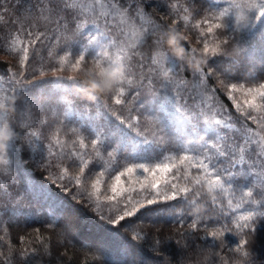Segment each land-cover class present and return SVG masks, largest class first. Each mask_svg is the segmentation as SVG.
Listing matches in <instances>:
<instances>
[{
    "label": "trees",
    "instance_id": "16d2710c",
    "mask_svg": "<svg viewBox=\"0 0 264 264\" xmlns=\"http://www.w3.org/2000/svg\"><path fill=\"white\" fill-rule=\"evenodd\" d=\"M230 2L144 0L145 9L141 0H95L87 9L86 0H0V100L9 101V123L16 125L17 137L15 157L0 154L10 161L0 160V264H264V216L247 221L248 228L237 227L245 223L240 215L264 213V107L256 115L253 108L246 112L226 91L232 84H264V18L253 20L250 30L232 32L223 26L226 21L235 26L243 14L247 23L251 14L229 8ZM225 8L230 15L214 19ZM81 23L84 28L77 27ZM217 24L201 36V29ZM145 29L147 40L139 35ZM173 35L179 46L187 45L179 56L169 44ZM207 41L217 43L216 53H204ZM105 50L109 57L101 58ZM81 56L85 65L99 62L105 68L115 61L124 75L110 90L93 93V100L82 90L92 78L99 79L95 74L52 73L64 60ZM164 56L180 62L178 76L163 77ZM167 79L173 83L165 89L161 85ZM180 80L185 84L177 87ZM121 88L120 98L127 102L117 105L113 97ZM161 97L176 99L169 116L157 119L149 109ZM190 97L197 110L232 126L213 125L225 137L222 148L250 141L243 145L247 164L226 192L208 193L206 183L202 189L195 185L198 170L180 161L192 155L193 146L184 138L187 125L172 109L185 101L192 105ZM21 100L27 102L14 108ZM249 112L254 119L247 118ZM96 136L100 141L93 148ZM201 136L215 140L212 133ZM138 163L171 167L160 174L159 196L147 197L158 202L147 207H141L147 201L140 202L138 192L119 195L105 185ZM218 167L231 165L221 158ZM173 183L192 189L187 200H164ZM249 189L253 195L243 196ZM212 196L219 203L213 204ZM237 204L241 208L233 212ZM126 211L133 215L120 220ZM193 220L196 230L190 229ZM217 229L224 234L209 235ZM241 239L247 256L234 251Z\"/></svg>",
    "mask_w": 264,
    "mask_h": 264
},
{
    "label": "snow or ice",
    "instance_id": "6c2138e0",
    "mask_svg": "<svg viewBox=\"0 0 264 264\" xmlns=\"http://www.w3.org/2000/svg\"><path fill=\"white\" fill-rule=\"evenodd\" d=\"M118 3V0H116ZM141 4L144 6L146 9L149 7V5L144 4V0H141ZM65 7H71L66 5ZM229 8L235 9L239 8L241 9L242 13H248L251 15L247 16V23H244L243 21L245 20V15H240L235 18V26H233L232 21L228 20L224 23V27L227 29H230L232 32H236L239 29H251L254 27L252 24L253 20H260L264 18V0H244V3H237L236 0H231L229 4ZM229 8H225L223 11H220L218 16L214 17V19H222L224 17H227L230 15L229 13ZM123 11V9H122ZM259 12V15H256V12ZM74 18H77L74 13ZM204 23H208L207 19H205ZM79 28H84L85 25L83 23L77 25ZM219 28L220 25H213L210 27H207L206 30L201 31V36L204 35V32L206 31L207 33H212L213 28ZM141 37H143L145 40L150 38V35L148 34V30L145 29L142 32L139 33ZM91 39H95L93 36ZM157 43H160V40L157 39ZM224 43H227V41H224ZM172 46H176V51L177 56H179L181 53H184L185 51V46H179L178 39H173L171 43H169ZM132 47H135V45H132ZM204 53L207 54L209 51L212 53H216L218 51V48L213 47L209 49L208 45L205 43L204 44ZM24 59L27 60L28 57V50L27 48L24 49ZM135 55V53H133ZM101 58H107L109 57V53L107 50L103 51L100 54ZM85 57L81 56L79 60H77L76 64L79 65L81 60H84ZM164 59L168 63L167 68H162L161 71L163 73V77L167 78L169 76V73L172 72L175 75H179V69L181 67L180 62L177 61L176 57H171V56H164ZM112 67H118L120 65L116 64L115 61L111 62ZM100 67L99 65H97ZM143 66V65H141ZM205 69H200L197 68L198 73L205 72ZM124 75V72H123ZM122 75V76H123ZM131 83V82H130ZM142 83V81H141ZM149 83H151V80H149ZM173 81L171 79H167L162 83V87L165 89H168L172 85ZM185 84V81L180 80L177 83V87H180ZM233 88H236V85H232ZM183 91H187L186 88L182 89ZM26 91V90H25ZM247 92L252 94V100L251 101H246L248 104L249 108H255L256 110H260V107H264V105L257 106L255 101L257 97L260 99V101H264V84H260L257 88H248ZM124 90L121 88L119 90L118 96L113 97L114 103L117 105H122L126 103L127 101L120 98L123 96ZM138 94V93H137ZM21 93H17V97H19ZM96 99V97H95ZM93 99V100H95ZM175 97H172L171 99H168L166 97H161L156 99L150 109H149V115L151 117H155L157 119L167 117L169 116V105L175 103ZM192 99L193 104L188 105L187 101H185V104L181 107H174L172 110L175 111V113L178 115L180 120L187 125L185 131L187 133L185 139L189 141V144H191L192 147V155H183L180 156V161L183 163L185 160L189 161L190 165L192 168L197 169L198 171L195 173V176L198 178L194 179V184L198 185L201 187V189L204 187L205 183L207 185V191L208 193H212L214 190H219L220 192H226L229 188L233 187L234 180L239 176V171L242 166H245L247 164V161L245 159V148L244 144L250 143L248 140H243L242 143L237 144L235 141H233L231 144L227 145V148L224 149L220 146V142L225 139V137L220 136L219 132L216 128L213 127V125H221L225 128H231L232 126L230 124H224L222 120L219 119H212L205 115L203 113L202 108L200 110H197L195 106V97H190ZM161 100H163V103H161ZM8 99L5 98L4 100H0V105L4 106V110L0 111V125L3 126V131L10 133L11 138L6 142L7 146V151L5 152V156H11L15 157V151H16V142H17V137L15 135V129L16 125L9 123V118H10V113L7 111L8 107ZM27 101L21 100L19 103L13 104L14 108H20L23 103ZM247 118H253L251 117V113L249 112ZM133 120H138L139 118L136 116L131 117ZM254 119V118H253ZM6 122V123H5ZM163 123H166V120L162 121ZM202 125L204 127H202ZM207 136L210 133L215 135V140H213L211 143H209L208 140H202L201 134ZM31 135L35 136L36 133H31ZM107 139V137H105ZM100 141V137L96 136L91 140V145L93 148H96L97 143ZM197 141H201L197 145ZM84 141H81V146H83ZM144 143H147V141H144ZM264 151V149H262ZM237 152L239 155L237 156ZM97 154L99 155V150H97ZM259 154V153H258ZM108 155H112L111 152L108 153ZM221 158H226L231 165L229 168L225 167H218V165L221 163ZM10 163L9 159H5L3 164L8 165ZM84 164L87 165V161H84ZM140 169L143 172H149L150 169L143 163H138L134 164L131 167H128L125 171L127 173H132L135 170ZM232 169H237V171H232ZM84 167H81L80 171L84 172ZM157 170H159L162 173H168L171 171V167L169 164H162V165H156L155 168L151 169L153 173H155ZM124 173H121L123 175ZM178 174V173H177ZM101 175H103L101 173ZM185 179L188 178L190 173L187 171L185 172ZM116 180L120 181V175L116 176ZM227 186V187H226ZM150 187L152 189L156 190V196H159V190L157 187V184L153 182ZM171 188L173 189L172 193L170 196L165 195L164 200H178L183 198L184 200L188 199L189 193L192 192V189L189 187H183V188H177L176 184H171ZM113 191H115V188H113ZM195 195H200V192H196ZM253 195L252 190L249 189L246 191L243 196L251 197ZM213 204L219 203L217 200L216 196L211 197ZM241 200L243 201V197H241ZM156 198H150L147 199V205H141V207H147L150 205H153L157 203ZM253 203H256V201H253ZM228 206H232V201H228ZM241 208V204H237L235 208H233V212H236L237 209ZM133 215V212L126 211L124 215L120 216V220H124L126 216H131ZM257 215L264 216V213H257L255 211H249L245 215H240L239 220L240 221H245V223L237 224V227L240 228L241 230L243 228H248L249 224L246 223L247 221L253 220V218ZM115 223V221H113ZM198 228V224L195 220L192 221L190 224V229L196 230ZM225 230L230 231V229L225 228ZM224 233L220 231L219 229L215 231H211L209 233L210 236L213 238H218V236L223 235ZM238 235V233H237ZM156 243L159 244L161 241L159 239L156 240ZM246 241L241 239L239 243L236 244L234 251L237 253L243 252L244 256H247L248 253L243 251L245 247Z\"/></svg>",
    "mask_w": 264,
    "mask_h": 264
},
{
    "label": "rangeland",
    "instance_id": "374dc122",
    "mask_svg": "<svg viewBox=\"0 0 264 264\" xmlns=\"http://www.w3.org/2000/svg\"><path fill=\"white\" fill-rule=\"evenodd\" d=\"M86 1L88 2L87 9H89V6L93 7L91 4L95 0H86ZM102 7H103V5L101 6V8ZM258 15H259V12H258ZM131 28H133V27H131ZM205 29L206 28L201 29V30H205ZM135 35H136L135 33L131 32L130 40H132V38ZM208 39L212 40V35L209 36ZM196 40H197V43H199L200 39H196ZM205 43L207 44L208 41L205 42ZM207 45H208V47L211 48V47L217 46V43L213 42V41H210V43H208ZM77 60H79V59H75L73 61L64 60V63L61 66V69L60 70H55L52 73L55 76L61 75V74H67V75H70V76H74V75H82L83 76V75H86V74L93 73L97 77H99L100 69L97 67V64L90 63L88 65H85L83 63V61H80L79 65H77L76 64ZM24 63H25V61H23V64ZM100 67L101 68H105L101 64H100ZM27 68H28V65H27ZM232 85H229L226 88V91H227L228 95L233 99L234 103L236 105H238L239 107H241L246 112L252 110V109L249 108L248 104L246 103V101H251L252 100V94L247 92V89L251 88V87H247V86H243V85H236V88H233ZM255 103H256V105L258 104L257 106H260V105L263 104V101H260V99L257 97ZM253 109H255V108H253ZM255 112H256L255 115L259 113L258 110H255ZM123 173H124L123 175L119 174L120 175V181H117L116 177L112 178L111 180H107L109 183L105 184L106 185V189L107 190L110 189L112 191L111 193L117 191L119 195L124 190H130V191H127L128 194H130V193L133 194L134 192H138L140 194V197H139L140 202L141 201L145 202V201H147V197H151L154 194H156V190L152 189L150 187V185L153 182H155L157 184V187H158V182H159L158 180H159V177H160V174H161V172L159 170H157L155 173H153L151 171V169H150L149 172H143L142 170L137 169V170H135L132 173H127L126 171L123 172ZM98 179H99V181L102 184H104V181L101 180V179H103V177H100ZM98 188H99V186H98ZM113 188H115V191H113ZM72 235L75 236V232H73ZM96 245L104 246L105 242H101V243L98 242V243H96Z\"/></svg>",
    "mask_w": 264,
    "mask_h": 264
},
{
    "label": "clouds",
    "instance_id": "9594fccd",
    "mask_svg": "<svg viewBox=\"0 0 264 264\" xmlns=\"http://www.w3.org/2000/svg\"><path fill=\"white\" fill-rule=\"evenodd\" d=\"M173 39H177L175 35L171 37L169 40V43L172 42ZM178 51V49H176ZM97 65H99V62H97ZM98 67V66H97ZM99 71V79L92 78L89 81V87L87 89H83L85 95L90 97L91 99H95V95L93 93L95 92H105L110 90L114 85L118 84L120 82V79L123 75L124 68L123 66L118 67H110V68H101ZM0 110H4V106L0 105ZM7 111H10V109H7ZM6 123V122H5ZM3 126L0 125V154H5L7 151L6 142L11 138V134L4 132ZM0 160H5L3 155H0Z\"/></svg>",
    "mask_w": 264,
    "mask_h": 264
}]
</instances>
